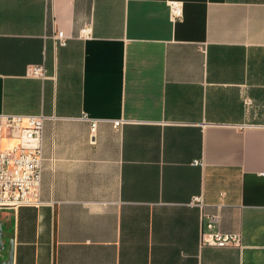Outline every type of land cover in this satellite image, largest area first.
Listing matches in <instances>:
<instances>
[{
	"label": "crops",
	"instance_id": "crops-1",
	"mask_svg": "<svg viewBox=\"0 0 264 264\" xmlns=\"http://www.w3.org/2000/svg\"><path fill=\"white\" fill-rule=\"evenodd\" d=\"M0 113L48 117L0 264H264V0H0Z\"/></svg>",
	"mask_w": 264,
	"mask_h": 264
},
{
	"label": "built area",
	"instance_id": "built-area-1",
	"mask_svg": "<svg viewBox=\"0 0 264 264\" xmlns=\"http://www.w3.org/2000/svg\"><path fill=\"white\" fill-rule=\"evenodd\" d=\"M172 18L181 16L180 4L170 3ZM90 26H83L80 36L90 35ZM57 38L64 43L61 34ZM29 75L45 77L42 65H31ZM48 117L44 114H6L0 113V208L17 209L20 206L41 204L40 186L42 176V141L44 122ZM89 121L90 133L93 134L97 120ZM124 120H114L112 125L118 128ZM4 136L16 141L9 146H2ZM193 202L200 203V196ZM208 230L201 233V241L215 246H240V234L225 233L211 230L212 224H207Z\"/></svg>",
	"mask_w": 264,
	"mask_h": 264
},
{
	"label": "water",
	"instance_id": "water-1",
	"mask_svg": "<svg viewBox=\"0 0 264 264\" xmlns=\"http://www.w3.org/2000/svg\"><path fill=\"white\" fill-rule=\"evenodd\" d=\"M2 245V242H1V230H0V246ZM1 249V248H0ZM11 259H12V256H11V251L8 253V259L3 263V264H12L11 263Z\"/></svg>",
	"mask_w": 264,
	"mask_h": 264
}]
</instances>
